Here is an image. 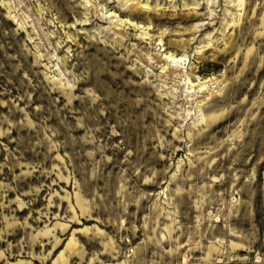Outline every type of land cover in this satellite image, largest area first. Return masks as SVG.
<instances>
[{
  "label": "rangeland",
  "instance_id": "374dc122",
  "mask_svg": "<svg viewBox=\"0 0 264 264\" xmlns=\"http://www.w3.org/2000/svg\"><path fill=\"white\" fill-rule=\"evenodd\" d=\"M0 264H264V0H0Z\"/></svg>",
  "mask_w": 264,
  "mask_h": 264
}]
</instances>
